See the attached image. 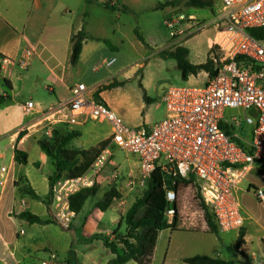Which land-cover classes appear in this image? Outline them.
Segmentation results:
<instances>
[{"label":"crops","instance_id":"0c3cea01","mask_svg":"<svg viewBox=\"0 0 264 264\" xmlns=\"http://www.w3.org/2000/svg\"><path fill=\"white\" fill-rule=\"evenodd\" d=\"M74 1L81 7L78 18L71 8ZM156 1L154 0L148 8L162 14V23L165 26V18L171 7L162 10L155 8L158 4L172 0ZM217 3L219 8V0ZM104 4V0H0V57L17 61L26 52L30 54L25 69L14 63L0 66V96L6 98V101L0 104V165L8 170L7 182L0 189V264H68L69 259L75 264H108L114 259L115 254L106 248L102 241L90 240L91 237L103 235L115 239L117 235L124 236L127 232L124 216L130 207L123 209L121 199L114 200L106 210L113 209L114 213L109 221L112 228L101 221L106 211H100L102 214L95 222L91 216L93 211L80 218L81 210L76 214L68 231L61 229L54 222L31 224L18 217L22 212H29L43 221H51L49 205H45L44 201L48 197V178L54 170L48 157L37 145V140L46 137L45 133L48 131L46 124L39 123L41 115L37 113L55 109L67 101L69 89L77 83H73L74 79L75 81L78 79L83 65L91 62L92 53L96 52L98 44L107 43L108 34H114L118 30L112 27L108 34H94L89 18L90 12L95 5ZM141 4L143 0H120L115 5L117 19L121 17L120 12H132L134 7ZM72 16L76 20L71 22ZM189 16L197 19L195 14ZM69 17L71 19H68ZM213 18L207 23H211ZM82 29L85 32V40L78 62L72 66L71 39ZM193 36L192 32L176 38L169 36L172 41L156 53L181 46L188 50L187 59L190 63L204 64L208 60L213 35L199 45L193 42L196 37ZM108 62L111 61L104 62L103 66L106 67L104 64ZM200 77L202 81L199 83L203 85L207 77L205 72L189 77L186 82L191 79L197 82ZM140 82L148 92L143 85V76ZM121 90L122 88L118 89ZM94 91L95 89L89 90V95L93 96ZM137 93L138 106L134 104L131 95L119 94L113 98L117 93L108 92L105 88L98 91V96L123 123L128 122L131 124L130 127L134 128L150 123L151 107L163 103L164 92L157 100L152 98L153 100L149 102L152 104L149 105H145L140 93ZM27 102L35 104L36 114L24 113V105ZM94 122L99 121L79 118L73 125L58 123L52 126L49 132L52 134L54 129L61 131L64 128H67V131L78 132L79 136L71 140L67 148L87 152L98 148L102 143L105 144L110 135V131L103 132ZM20 133L24 134L18 138ZM84 136L89 137L92 144L84 141L81 146H76L75 142ZM15 149L26 153V165L14 162ZM132 160L138 166L134 157ZM16 184L33 190L39 200L20 193ZM249 184L250 188L241 187L240 201L245 222L240 230L243 231V242L237 250L235 245L240 231L231 232L234 234L233 242L227 246L222 233L218 232L216 235L209 232L204 213L199 214L194 208L183 209L177 211L174 231L167 229L158 232L149 264H185L184 259L196 255L224 260L231 264H264V204L256 203L252 190L254 185L251 182ZM142 210L143 208L137 212V217L143 215H139ZM89 216L92 221L89 220ZM121 249L122 246L118 245V250ZM51 255H55V260L51 259ZM124 264L137 263L130 260Z\"/></svg>","mask_w":264,"mask_h":264},{"label":"built area","instance_id":"2783aa9c","mask_svg":"<svg viewBox=\"0 0 264 264\" xmlns=\"http://www.w3.org/2000/svg\"><path fill=\"white\" fill-rule=\"evenodd\" d=\"M115 6L117 0H104ZM213 21L208 60L214 74H207L201 86H169L162 95L165 117L153 125L128 127L101 100L89 95L83 83L69 89V98L55 109L40 113L39 123L50 128L58 123L76 124L79 118L106 122L110 135L89 169L76 178H61L52 187L49 210L51 218L68 231L76 214L70 198L97 183L118 149L134 157L141 177L148 180L159 170L169 208L164 216L173 219L177 203L176 179L193 178L202 203L209 211L217 231L222 234L239 232L244 225L240 201L242 185L255 164L264 165V39L249 34L251 29L264 28V0H219ZM177 11V12H175ZM165 26L171 38L185 36L182 28L200 26L195 18L171 9ZM201 28V27H200ZM29 52L17 61L0 57L2 64H16L25 69ZM113 62L105 63L106 67ZM35 104L27 102L24 113L33 115ZM227 110L240 111L225 119ZM243 123L251 127V139L234 133ZM228 132V134H227ZM8 170L0 165V189L7 182ZM264 183V173L258 175ZM251 185L248 184L247 188ZM255 200L264 204V184L252 188ZM172 221V220H171ZM55 260V255H51ZM45 264V263H43ZM56 264V263H51Z\"/></svg>","mask_w":264,"mask_h":264},{"label":"rangeland","instance_id":"374dc122","mask_svg":"<svg viewBox=\"0 0 264 264\" xmlns=\"http://www.w3.org/2000/svg\"><path fill=\"white\" fill-rule=\"evenodd\" d=\"M153 1L143 0V4L139 7H134L132 12H120L122 14L119 19H117L118 12L115 11L116 9L111 10L110 8L97 5L92 8L89 18L94 34H108L107 32L110 31L112 27L118 28L119 32H117V30L114 34L109 33V41H107V43L100 42V44H98V49L96 52L92 53L91 62L89 64H84L82 70H80L79 77L76 76V78H80L79 81H77L78 79H76V81L74 79L73 83H83L87 89H95L92 95L96 99V94L99 90L102 91L106 85L111 83H117L113 88L105 90L117 93L114 94L113 98L119 94L124 96L131 95L136 106L139 104L137 92L140 93L142 99L145 94L148 99L153 98L157 100L169 86L184 87L201 85L199 82L202 81V77L197 79V82L195 79L184 82L173 60L163 59L157 56L156 51L161 49L168 42H171L172 39L169 37L167 28L162 23V14L160 12L155 13L153 9H150V7L148 8ZM202 1H209L211 6L206 9H197L187 6V0H180L176 5L183 14L188 16L189 14H195L197 16L195 22L199 23V27L191 26L188 28L190 25L188 21L182 26V28H186V30L191 29L188 31L196 36L193 42L197 45L205 41L207 37L213 35V29L207 27L205 24L214 17V13L218 9L217 0ZM156 2H160V0ZM161 2H163V0ZM105 4L108 3L105 2ZM71 8L78 18V11L81 8L79 3L75 1L72 2ZM68 19H71V17ZM74 20L76 19L72 16L71 22ZM112 60H115V62L110 68L103 66L104 62ZM141 76H143V85H145L148 92H146L142 86L139 87ZM96 87L98 88L96 89ZM119 88H122V90L118 91ZM143 101L145 105L152 104L146 103L144 99ZM159 102L158 100V103ZM239 114L240 111L238 110H227L225 112V119L229 120L231 117H236L240 121L241 118ZM164 117V104L160 102L156 107L155 104L152 105L149 118L150 123H148L147 126L160 122ZM94 123H96L103 132L107 133L110 131L109 125L106 122ZM124 124L128 127L131 126L128 122H124ZM234 133L241 135L246 140L251 139V127L243 123H241L239 127L234 128ZM84 141L87 142V144H92V140L84 136L81 140L75 142V145L81 146ZM112 151L113 155L108 167L102 171L97 179L99 190L95 196L86 200L80 212V218L87 214V212L91 213V211H93L91 213L93 220L95 222L99 220L98 216L101 215L102 212L97 210L96 204L103 199L104 193L108 190L109 186H113L119 191L121 194V207L125 210L128 209L145 190L146 180L141 177L139 167L132 160V156L118 149H112ZM260 173H264V165L256 164L254 171L249 175L247 181H245L242 186L247 187L249 182L256 187L262 186L264 183L258 180V175ZM256 203L258 202L256 201ZM176 206L178 211L194 208L199 214L204 213L203 203L195 183L186 187L180 186L177 189ZM113 213V209L106 211V213H104V218L101 220L103 224L107 225L109 228H112L109 221ZM144 213L145 209L139 212V215ZM92 218L89 216V220L92 221ZM165 220L170 223L172 219L166 218ZM233 235L232 233L223 234L227 246L232 244Z\"/></svg>","mask_w":264,"mask_h":264},{"label":"trees","instance_id":"16d2710c","mask_svg":"<svg viewBox=\"0 0 264 264\" xmlns=\"http://www.w3.org/2000/svg\"><path fill=\"white\" fill-rule=\"evenodd\" d=\"M180 0L166 1L163 4H158L156 10H162L165 7H171V9L177 8V3ZM119 3L120 0H117ZM106 8L115 10V6L109 4L103 5ZM187 6L206 9L211 6L208 1L202 0H187ZM249 34L258 39H264V28L251 29ZM85 40L84 30H80L71 39L72 49L70 55V64L76 65L79 56L82 51V43ZM158 57L163 59H171L175 62L176 68L180 73L182 81L186 82L189 77L197 76L201 72L207 73L209 76L214 74V66L210 60H207L204 64L194 65L187 59L188 50L181 46H176L172 50H164L157 54ZM117 83H111L105 87V89H111L116 86ZM141 87V84H139ZM99 99L98 92L96 94ZM143 99L146 103L151 102L145 94ZM6 98L0 96V104L5 102ZM24 133H20L18 138H21ZM228 134V132H227ZM79 133L76 131H67V128L63 130L52 131L50 137H42L37 140L39 149L48 157L53 167V174L48 178V197L44 201L45 205H49L52 196V187L56 181L61 178H76L83 175L90 167L95 157L99 153L100 149L105 145L101 144L98 148L90 151H77L68 149L67 145L71 140L78 137ZM14 162L18 165L27 164L26 153L14 150ZM163 178L159 170H156L152 176L146 181L145 190L139 198H137L130 208L127 210L124 216V222L127 226V232L124 236L117 235L115 239H110L103 235H94L90 240L97 239L102 241L104 246L108 248L113 254L112 259L108 264H124L130 260L135 261L137 264H149L150 257L152 255L154 244L159 231L170 229L172 231L176 228L177 223V206H175V214L170 223L165 219L164 213L169 208L165 199V192L163 190ZM195 183L193 178L187 180L178 178L176 179L175 189L180 186L186 187ZM18 187L19 192L22 194H28L32 199L39 200L33 190L26 187ZM99 190V185L96 183L93 188L84 189L76 193L70 198V208L77 214L82 210L86 200L92 196H95ZM121 194L113 187L109 186L108 190L104 193L103 199L96 204V208L100 211H106L114 200H120ZM204 207V219L208 225L209 232L218 235L217 228L213 222L212 216L209 211ZM145 209V213L141 217H137V212L140 209ZM20 219H24L31 224H48L55 221L51 218V221H43L39 217L29 213L22 212L18 215ZM243 231L239 233L236 241L235 249L237 250L242 244ZM118 245L122 246V249L118 250ZM72 254L70 253V257ZM185 264H231L220 259H214L207 256L196 255L184 259ZM68 264L71 260H68Z\"/></svg>","mask_w":264,"mask_h":264},{"label":"water","instance_id":"95a60500","mask_svg":"<svg viewBox=\"0 0 264 264\" xmlns=\"http://www.w3.org/2000/svg\"><path fill=\"white\" fill-rule=\"evenodd\" d=\"M175 12H177V11H175ZM171 14L170 13H168L167 15H166V17H168V16H170Z\"/></svg>","mask_w":264,"mask_h":264}]
</instances>
